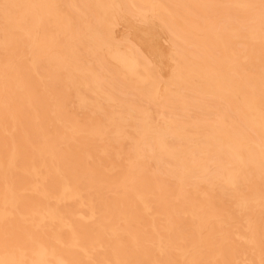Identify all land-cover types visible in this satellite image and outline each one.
<instances>
[{"label":"bare ground","instance_id":"1","mask_svg":"<svg viewBox=\"0 0 264 264\" xmlns=\"http://www.w3.org/2000/svg\"><path fill=\"white\" fill-rule=\"evenodd\" d=\"M216 5L238 16L217 27ZM117 80L171 110L188 85L218 117L191 138ZM218 184L247 189L233 212ZM263 214L264 0H0V264H264Z\"/></svg>","mask_w":264,"mask_h":264},{"label":"rangeland","instance_id":"2","mask_svg":"<svg viewBox=\"0 0 264 264\" xmlns=\"http://www.w3.org/2000/svg\"><path fill=\"white\" fill-rule=\"evenodd\" d=\"M230 11V13L235 14L238 16L237 9L235 8L234 11H231V8H222L221 5L213 6L209 11L208 14L212 16L213 21L217 27H221L225 24L224 20V13L223 11ZM141 27V31H144ZM174 28V27H173ZM122 26L118 25L117 30H121ZM138 29V30H139ZM179 34H182L184 37V33H191L189 31H181L177 28H174ZM147 37H150L152 40H149V48L147 50L143 49L141 51L143 57L149 62H156L161 66V80H168L169 75L171 74V63L169 62V42L166 40V36L163 33H151ZM125 43H128V41H124ZM236 47H241L247 42V38L244 37H237L233 40ZM256 46H258L256 44ZM191 48V46H189ZM243 61H251V59H242ZM205 62V61H204ZM206 63V62H205ZM211 64V63H210ZM112 65L111 63H108L107 60L103 61V66L107 72L112 71ZM224 69V68H222ZM98 72H101V70H98ZM116 91H118V94L120 97H122L125 100H128L130 102H133L141 107H145L148 109V111L151 113V119L154 120V118L164 117L176 120L178 122H185L187 127H185V134L190 133L193 134L195 130L193 129V124L198 123V132H201L204 129V120L212 121L215 118L218 117L217 113V101L213 99L211 95L208 93H202L197 94L195 91H193L188 85L185 87H180L178 90H176L177 94V103L172 107H166V109H160L157 106H154L152 103L147 102L143 97H140L137 94V91L128 87L123 81L120 82L117 80V84L115 85ZM222 105V104H220ZM69 106L75 110L77 116H82V110L79 109L74 100L72 99L69 103ZM223 106V105H222ZM226 113L228 120L231 124L240 125L241 120L239 117V114L237 111L233 110L229 106H226ZM242 124V123H241ZM190 138V139H191ZM167 141L177 146V141H180L175 136H167ZM76 142V141H75ZM73 142V143H75ZM172 163V160L163 161L158 166L159 168H166ZM209 170H214V167L210 166ZM242 174H239L238 177H241ZM213 192L216 194V201L217 205L223 207L226 212H233L234 210V203L239 200L238 195L240 197H243L247 194V189L244 187L240 189L238 193L234 192V189L230 185H224V184H218L214 187ZM264 215V214H263ZM232 220L236 219V215L232 213ZM260 225L264 226V219L260 220Z\"/></svg>","mask_w":264,"mask_h":264}]
</instances>
